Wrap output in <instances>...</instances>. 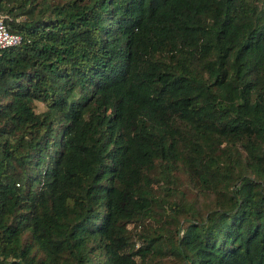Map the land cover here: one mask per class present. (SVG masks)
<instances>
[{
	"label": "trees",
	"instance_id": "1",
	"mask_svg": "<svg viewBox=\"0 0 264 264\" xmlns=\"http://www.w3.org/2000/svg\"><path fill=\"white\" fill-rule=\"evenodd\" d=\"M0 14V264H264V0Z\"/></svg>",
	"mask_w": 264,
	"mask_h": 264
},
{
	"label": "built area",
	"instance_id": "2",
	"mask_svg": "<svg viewBox=\"0 0 264 264\" xmlns=\"http://www.w3.org/2000/svg\"><path fill=\"white\" fill-rule=\"evenodd\" d=\"M21 36L16 32L9 31L0 14V49L20 42Z\"/></svg>",
	"mask_w": 264,
	"mask_h": 264
}]
</instances>
